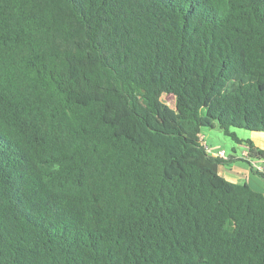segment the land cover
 <instances>
[{"label":"trees","instance_id":"1","mask_svg":"<svg viewBox=\"0 0 264 264\" xmlns=\"http://www.w3.org/2000/svg\"><path fill=\"white\" fill-rule=\"evenodd\" d=\"M216 124L264 133V0H0V264H264Z\"/></svg>","mask_w":264,"mask_h":264},{"label":"crops","instance_id":"2","mask_svg":"<svg viewBox=\"0 0 264 264\" xmlns=\"http://www.w3.org/2000/svg\"><path fill=\"white\" fill-rule=\"evenodd\" d=\"M202 138V136H201ZM239 138V137H238ZM255 136H249L246 138H239L241 141H252L255 148L264 151V140L263 139H254ZM244 147L248 146L246 143L241 144ZM243 152L242 158L234 157L233 155H227L225 153L223 160H226V163L219 167V174L224 177L226 180L236 183V184H248L254 190L264 193V178L257 175L253 170L252 163L258 161L261 167H264V157L263 158H251L246 159ZM242 160L243 162H237ZM230 162V163H227ZM244 163V164H241Z\"/></svg>","mask_w":264,"mask_h":264},{"label":"rangeland","instance_id":"3","mask_svg":"<svg viewBox=\"0 0 264 264\" xmlns=\"http://www.w3.org/2000/svg\"><path fill=\"white\" fill-rule=\"evenodd\" d=\"M164 99L169 105L174 106L173 97L165 96ZM231 131L234 132L239 138L247 139L249 136L253 135L255 136L254 139L261 138L264 140V133L262 132H251L245 129H232ZM201 136L203 138V142L206 143L209 147L215 149V151H224L225 153H227V155H233L234 157L242 158L244 147L241 144L246 143V141L238 143L231 136L226 135L224 131L220 129L218 124H216L214 128H201ZM237 162L243 161L238 160Z\"/></svg>","mask_w":264,"mask_h":264},{"label":"built area","instance_id":"4","mask_svg":"<svg viewBox=\"0 0 264 264\" xmlns=\"http://www.w3.org/2000/svg\"><path fill=\"white\" fill-rule=\"evenodd\" d=\"M201 139L203 141V138H201ZM203 144H204L205 149L208 152V154H210L213 157L224 158V156H225V152L224 151H215V149L209 147L206 143L203 142ZM244 155H245L246 159H250V147L249 146L245 147ZM252 165H253V170H255L257 172H260V173H264V167H261L259 165L258 161H254L252 163Z\"/></svg>","mask_w":264,"mask_h":264}]
</instances>
